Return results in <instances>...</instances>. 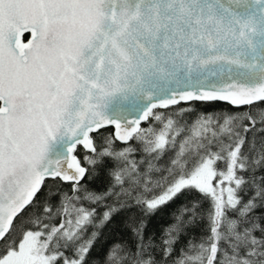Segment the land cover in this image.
<instances>
[{
  "label": "snow or ice",
  "instance_id": "1",
  "mask_svg": "<svg viewBox=\"0 0 264 264\" xmlns=\"http://www.w3.org/2000/svg\"><path fill=\"white\" fill-rule=\"evenodd\" d=\"M97 262L264 264V0H0V264Z\"/></svg>",
  "mask_w": 264,
  "mask_h": 264
},
{
  "label": "trees",
  "instance_id": "2",
  "mask_svg": "<svg viewBox=\"0 0 264 264\" xmlns=\"http://www.w3.org/2000/svg\"><path fill=\"white\" fill-rule=\"evenodd\" d=\"M225 107L227 106L221 103H217L211 106H204L200 104L194 105V108H196L198 111L212 113V114H218L219 110ZM158 111H167V110H158ZM194 114L195 113H193V115ZM109 131H111V129ZM130 143H134V142H130ZM117 144H119V142H117ZM136 147L139 148V145H136ZM168 155H171V153H169ZM137 158L138 159L140 158L139 154H137ZM160 163H164V161H161ZM85 183L89 189H93L97 192H103V190L107 187L108 180L105 177V175L101 173V175L94 182L86 181ZM186 199L187 197H181L174 204H171L170 206L164 208L162 211L157 212V214L151 218L145 235L147 236L149 234H152L157 239H159L161 230L172 222L170 218V214ZM91 207H96L98 215H102V213L106 210L103 205H100L99 207H97L96 205H91ZM133 215L136 216L139 215L137 209L131 208L125 210L120 216H118L115 220H113L110 224H108L103 229V236L101 237L99 243H97L96 247L92 250L91 255L93 257H100L103 255V252L104 250L107 249L108 245L111 244L113 241L127 240L129 237V233L127 229L123 227L122 221ZM92 230L93 229L89 227L88 232H91Z\"/></svg>",
  "mask_w": 264,
  "mask_h": 264
},
{
  "label": "water",
  "instance_id": "3",
  "mask_svg": "<svg viewBox=\"0 0 264 264\" xmlns=\"http://www.w3.org/2000/svg\"><path fill=\"white\" fill-rule=\"evenodd\" d=\"M222 104V103H221Z\"/></svg>",
  "mask_w": 264,
  "mask_h": 264
}]
</instances>
